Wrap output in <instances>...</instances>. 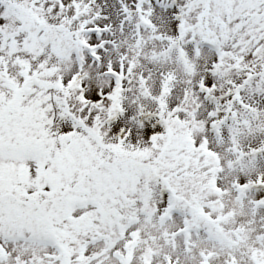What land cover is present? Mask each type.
Masks as SVG:
<instances>
[{"label":"rangeland","instance_id":"1","mask_svg":"<svg viewBox=\"0 0 264 264\" xmlns=\"http://www.w3.org/2000/svg\"><path fill=\"white\" fill-rule=\"evenodd\" d=\"M32 1H0L1 4L5 2L4 10L0 12V60L5 61L8 65L9 75L7 78H9V83L18 85L17 82L21 79V67L24 63L31 65L30 67L36 70V80L41 83V87H36L37 90H41L39 92L34 90L33 85L31 86L32 98L29 96L25 99L24 103L26 104H24L22 103L23 97L17 99L20 94L15 93L13 95L12 93L8 95L2 88L3 80H1L0 69V233L3 224L8 236L19 235L21 232L23 237L31 239L29 242L16 243V246L9 243L6 246L9 257L0 258V264H49L48 261L50 260L48 258L53 253L48 249L53 246L52 237L55 235L65 246L69 254L70 264H119L111 260L110 255L119 252L122 257H126V252L121 248L122 246L126 250H130L128 261H124L125 264H162V255L168 253L172 254L179 261V264H200V251L205 253L210 251L212 253V264H226L230 255L238 256V264H264V254L257 250L259 246L251 236L247 238L246 247L252 254L256 251L253 256L250 253L252 260L248 258L249 255L245 257L243 254H239L240 251L235 254L234 251L222 245L219 240L223 235H230L235 223L241 225L240 223L243 222L246 224V208L249 209L260 200L261 203H264V196L262 198L255 196L244 203L246 206L233 203L229 184L237 177L227 170V163L232 159L228 157L231 153L225 151L227 158L224 159L223 156H220L219 148L215 147L217 144L214 141L213 144L212 139L206 136L207 129H209L208 124H211V121L217 123L215 118L225 117L226 111L222 110L223 107H218V104L219 102L220 104L228 102L226 96L233 89L228 82H240L243 78L240 72L236 73V76L233 72H230V67H233L236 63L224 54L232 52L236 58L238 57L237 60L240 59L239 64H237L239 68H254L257 66V69L260 64L264 63V0H193V7L189 6L192 0H179L183 6L189 7L185 19H188L193 26L192 30H189V35L196 40L195 46L201 50L196 53L189 51V49L184 50L185 58L189 59L190 67H192V72L188 73L189 78H187L189 83L184 79V75L180 76L182 69L175 63L173 56H168L166 63L150 61L147 52L143 48L141 49L142 53L139 54L140 59L136 60L130 52L131 48L134 47L129 42V34L122 33L124 29V32L128 31V23L125 24L124 29L120 26L122 27L120 30L117 29L113 32L114 45L111 48L109 47L108 60L103 59L102 67L96 71L90 68L86 69L85 72L89 75L87 79L89 85L85 80V89L77 91L75 87L69 93L71 100L84 95L86 100L93 104L98 101L97 96L100 93L101 96L105 97L104 105H101L97 113H94L96 111L93 110L94 106L91 108H78L81 119L83 118L88 124L87 127L93 128L94 132L101 136L102 143H97L96 139L89 140L91 137L87 139L89 136L83 133L79 136L81 142H83V139L85 140L83 145H86L82 146L81 151L76 148L74 152H68L65 144L62 146L55 141L57 134L68 131L64 126L59 129L57 120L54 119L55 110L52 104L57 96V87L65 86L67 79L75 73L70 60L71 55H67L72 46L69 45L66 36H61V30L53 32L47 29L50 24H62L70 29L72 27L78 29L79 26L76 25H81L82 33L79 40L81 46L91 39L92 32L97 28L107 24L119 25L116 15L119 6L114 4L112 0H87L94 4V6L87 7V16L84 18L79 17V19H69L68 16L73 17L77 11L74 6H70L76 0H55L53 3L48 0H41L35 6L32 5ZM123 1L125 2V0ZM225 3L230 7L225 6ZM147 10L149 12L147 17L153 19L157 31L160 34L162 33L164 37L172 38L175 33L169 21L171 13L162 11L160 7L149 8L147 6ZM32 13H34L36 19L41 21L40 24L35 25L27 18ZM95 13L99 14V22L96 24L91 21L83 22ZM235 26L238 27L236 32ZM205 31L208 32L205 36L207 35L208 38L217 41L216 46L220 51L210 52L202 49V47L200 48L202 44L200 41ZM247 32H250L252 37L245 39L243 36ZM238 37H241L243 41L238 42ZM124 38H126V44L121 42ZM108 39L112 41L113 36L108 37ZM97 42L93 43L94 46ZM157 42L159 41L156 37L151 38L152 48L154 45L161 43ZM244 42H246L245 46ZM234 44L235 48L232 46ZM138 48L134 49L138 51ZM137 51L133 53L137 55ZM119 56L125 57L129 63H138V65L134 64L136 75L137 72L147 66L149 70L146 74L148 81L152 84L150 91L153 90L154 85L158 86L161 82V80L156 79L157 74H155V71L160 69L175 72L180 79V89L182 86L190 89V85L198 83L199 80H202V84L211 86L212 92H209L206 96H193L184 107L180 104V97L176 94L177 90L170 95L169 102L171 101L174 104V112H178L180 107L185 110L184 115L181 114L179 117L185 122L184 127L173 125L171 129L174 138L182 139L186 134L188 137L190 135L191 138L194 137L201 141L200 143H205L207 138L208 143H210L209 139L211 140V144L208 145L211 150L215 149L216 151L218 148L221 167L226 170L223 176H219L221 179L219 183L227 186L224 187L226 191H224L223 196H220L223 205L221 203L219 207L212 208L209 201H213L218 196L209 191L206 193L207 190L201 187V185L204 186L209 182L211 176L205 175L200 184H194L195 181L201 178L199 175L206 174L203 172H207L206 170L212 172L215 166L219 167L217 162L213 160H207L208 165L203 166L206 163L204 159L199 161L200 154L197 153V157L193 156V152L198 150L193 149L197 148L196 145L192 147L193 151L188 148L182 149L180 152V158L182 159L176 162L174 166L171 157L172 151L168 152L165 149V147L168 149L169 147L166 146L164 140L161 142L155 141L153 146L150 144L149 141L152 138L150 135L156 132L150 120L142 119V123H137L132 118L131 121L123 117L122 120L119 119L118 122L112 123L108 127L100 126L99 122L106 119L107 115H113L112 112H109L108 107L114 92L110 83L97 80L96 73L101 70L104 72L106 63L111 60L116 61ZM124 62L127 66L128 62ZM216 63L218 69L213 66ZM208 72L213 73L209 74ZM135 86L134 83V91ZM153 92L155 90L151 93ZM190 92L194 95L192 90ZM255 92L257 93L255 94ZM212 93L222 100H216V98L212 100V97H210ZM243 94L248 101L255 98L258 101L260 99L264 100V81L258 88L251 86L244 90L241 89L240 95ZM135 100L134 112L136 115L140 114L141 111L151 112L154 109L151 102L147 101L143 95H139V91H135ZM10 103H12V106H9ZM15 104L20 105V107H14ZM36 104H38V107H34ZM122 105L124 110L126 108L128 110L132 109L130 103ZM25 108L26 110L28 108L29 111L23 112ZM263 108H261L262 114H264ZM74 109L77 113L75 106ZM12 110L23 113L12 112L11 118L8 111L11 112ZM41 115L44 117V122L39 124L37 121L40 119L38 117H42ZM260 117L264 120L263 115H260ZM33 121L35 123H31ZM249 121L248 118L244 120L242 126H239L238 129H232L228 126L224 133L225 139H228V142L233 139L235 145H237L236 138L232 137L237 132V135H241L238 140L243 144L247 137L242 133L253 132L252 129L243 132V128L250 124ZM260 126L264 127V123L261 122ZM122 134H127L128 139L123 140V143H118L120 148H117L116 143ZM32 146L40 147L44 151L39 150V154L33 156V152L31 153L29 150V147ZM102 147L103 149H101ZM14 148L16 149L14 150ZM35 160L42 161L47 166L40 168L37 161L34 163ZM107 162L111 165L110 169L106 168ZM79 163L82 164V168L79 167ZM38 171L40 173H37ZM84 173L88 175L84 181V183L88 181L86 187L82 188L84 184L80 187V191L76 190L72 192L71 196L68 195V197L70 196L69 200L76 204H66L65 199L63 200V191L66 189L69 191V188L76 184L75 182L79 181L80 175ZM157 174H167L171 178L172 188H176L179 195L186 198V200L195 199L196 197L197 206L203 204L201 206L202 210H198L201 211V217H195V212L200 208L193 205V203L192 206L196 207L193 209L187 208L184 212L189 217L190 223H187V225L190 232H194L197 227L206 230L197 234L198 238L194 242L195 248L189 250L188 255L180 247L177 238H174V235L176 236L178 232V223L169 226V224L161 222L158 218L167 209H170L169 204L165 200L154 196V193L152 195L145 194V184L147 183L153 187L154 183L157 182ZM257 174H261L262 184H264V166L257 167L256 170H248L247 176H244L243 180L251 184ZM66 176L69 182H67L68 180L65 182ZM243 180L241 179L242 182ZM57 185H62L63 190L57 192ZM96 188L97 192L95 191ZM193 192H196V194ZM86 193L91 196L92 200L100 196V201L104 203H99L96 207L90 204L84 207V200L88 198L84 196ZM76 198L79 200L75 201ZM47 199L49 202L46 204ZM21 202L28 203V207L22 209L19 205ZM86 203L89 202L86 201ZM117 209L119 212L116 211ZM67 211L73 213V220L70 223L67 222V219L65 220V212ZM82 211L86 213V216H83ZM245 218L246 222L244 221ZM212 223L218 227L213 228L210 225ZM132 224L136 225L130 226ZM50 225H53V230H50ZM123 226H129V228H127V235L121 238L119 229ZM249 231L253 232L252 229H249ZM205 232H207L206 235ZM253 233H259V231L254 230ZM40 234L42 237H37ZM89 240L96 246L88 252L82 253L84 248L82 251L79 249L82 248L83 243L86 244ZM133 247L137 249L132 250ZM131 251L135 252L131 255ZM51 261L54 263V260ZM60 262L62 261L60 260Z\"/></svg>","mask_w":264,"mask_h":264}]
</instances>
